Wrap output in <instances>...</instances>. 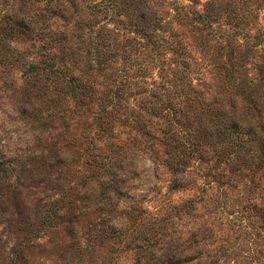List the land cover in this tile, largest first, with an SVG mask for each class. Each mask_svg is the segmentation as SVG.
<instances>
[{"label": "rangeland", "instance_id": "1", "mask_svg": "<svg viewBox=\"0 0 264 264\" xmlns=\"http://www.w3.org/2000/svg\"><path fill=\"white\" fill-rule=\"evenodd\" d=\"M226 1L0 0V264H264L263 171L240 175L232 165L194 159L182 174L189 182L175 189L180 173L170 165L166 121L143 114L158 138L146 149L134 121L116 123L113 138L101 137L98 113L27 72L53 57L103 91L111 83L102 71L103 36L144 42L148 27L160 51L140 53L175 67L170 44L175 31H184L201 64L195 85L222 101L179 13L184 5L191 14ZM116 53L105 57L119 84L117 69L126 63ZM159 66L151 63V72ZM130 107L142 112L139 100ZM83 135L109 157L103 167L82 150L85 139L78 151L69 147L70 137Z\"/></svg>", "mask_w": 264, "mask_h": 264}, {"label": "trees", "instance_id": "2", "mask_svg": "<svg viewBox=\"0 0 264 264\" xmlns=\"http://www.w3.org/2000/svg\"><path fill=\"white\" fill-rule=\"evenodd\" d=\"M179 14L183 15L206 66H211L222 101L209 100L207 92L195 85L194 75L199 74L201 64L188 52V36L184 31H175L170 44L175 67L151 56V51L140 53L142 49L160 51L161 43L148 27L143 30L144 42L136 39L119 42L117 38L103 36L99 45L106 53L122 54L126 63L117 69L123 74L117 84L113 62L106 60L103 52L102 71L104 78L111 81L103 91L97 90L91 81L76 78L72 70L61 68L53 57H48L43 66L31 63L27 72L34 83L51 81L57 84L60 93H70L85 112L98 113L101 137L113 138L116 123L132 125L134 121V128L145 138L143 149H146L148 143L152 147L151 143L158 138L147 130L143 114L166 121L169 128L163 136L167 137L164 139L170 165L180 173L172 182L175 189L189 182L182 174L194 159L232 165L240 175L247 171L264 172V0L207 2L202 11H193L192 15L184 5ZM155 61L160 66L153 74L150 64ZM131 100H139L142 112L130 109ZM83 139L87 144L82 150L86 148L90 157L99 158L103 167L104 159L109 157L96 154L97 146L89 137L72 136L69 147L78 151L81 148L77 142ZM114 166L110 164L105 171H111Z\"/></svg>", "mask_w": 264, "mask_h": 264}]
</instances>
